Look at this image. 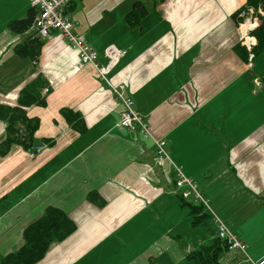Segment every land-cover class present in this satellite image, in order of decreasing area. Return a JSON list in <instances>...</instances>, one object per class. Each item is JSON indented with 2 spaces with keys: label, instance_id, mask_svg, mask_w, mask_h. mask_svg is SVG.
Instances as JSON below:
<instances>
[{
  "label": "crops",
  "instance_id": "0c3cea01",
  "mask_svg": "<svg viewBox=\"0 0 264 264\" xmlns=\"http://www.w3.org/2000/svg\"><path fill=\"white\" fill-rule=\"evenodd\" d=\"M137 1L147 12L132 27L126 15ZM246 1L72 0L66 14L73 31L86 33L99 64L108 63L110 46L122 53L106 80L93 64L78 66L79 51L58 31L41 38L37 59L17 55L16 45L37 32L15 34L9 23L32 5L0 0V103L17 104L39 75L48 83L45 103L26 108L39 122L32 146L15 143L0 154V261L24 244L26 226L55 206L76 229L35 264H184L212 236L192 223L178 194L204 204L247 245L248 253L229 247L220 264L264 256L263 237L251 239L258 248L249 253V235L236 226L240 210L264 196V50L242 56L234 18ZM120 83L150 136L117 125L124 104L111 88ZM64 108L81 114L83 130ZM6 128L0 118V142ZM158 140L166 141L162 156ZM178 169L194 188L175 186ZM263 210L260 203L259 227ZM108 239L116 244L101 248ZM119 251L126 254L113 261Z\"/></svg>",
  "mask_w": 264,
  "mask_h": 264
},
{
  "label": "trees",
  "instance_id": "16d2710c",
  "mask_svg": "<svg viewBox=\"0 0 264 264\" xmlns=\"http://www.w3.org/2000/svg\"><path fill=\"white\" fill-rule=\"evenodd\" d=\"M68 4L64 6L65 13ZM250 7H254L256 10L258 7L264 9V0H247L246 4L234 14V18L238 19L239 15ZM146 12L147 8L142 1L135 2L133 9L126 15L127 22L132 27L139 26L141 16ZM35 15L36 10L32 7L26 17L11 20L9 23L11 32L15 34L25 33L33 26ZM259 16L260 24L252 31L259 39L257 46L252 50L254 54L264 50V15ZM43 46L44 42L41 36L36 33L17 44L15 52L22 57L37 59ZM238 48L242 51V56L247 58L249 54L246 49L239 45ZM47 85V80L39 75L28 82L21 90L17 104L0 103V118L7 124L6 136L0 142L1 155L7 154L15 143L28 148L32 146L39 122L36 117L28 115L26 108L45 103L41 92ZM62 112L67 121L73 123L76 129L83 130L85 128L83 117L79 112L70 108H64ZM177 179L176 173L175 186ZM178 200L180 205L190 206L192 223L203 225L212 236L208 243L201 244L198 249L190 252L188 257L195 260L196 264H220L219 257L221 253L228 250L230 246L227 240L218 235L219 228L216 217L205 208L204 204L191 202L184 194H178ZM258 201L263 204L264 196L258 197ZM103 204L104 201H99V205ZM75 229L74 220L65 211L55 206H49L44 216L30 223L24 229V244L17 250L3 256L0 264H35L45 256L51 243L64 239Z\"/></svg>",
  "mask_w": 264,
  "mask_h": 264
},
{
  "label": "built area",
  "instance_id": "2783aa9c",
  "mask_svg": "<svg viewBox=\"0 0 264 264\" xmlns=\"http://www.w3.org/2000/svg\"><path fill=\"white\" fill-rule=\"evenodd\" d=\"M70 1L71 0H30L32 7L36 10L32 27L36 29V32L39 36H41V38H51L53 33L58 31L62 40L68 42L73 48L79 51L80 57L78 66L83 67L85 64L91 63L98 70L99 76L107 80L108 73L120 60L122 53L116 47L110 46L106 51L108 63L106 65L99 64V53L86 41V33H76L73 31V23L64 11V6ZM248 10H252L253 15L245 24H248L249 27L252 25L254 26L252 29H246L244 32L239 31V35L241 38L244 37L248 39L251 37L254 41H250V43L255 46L256 36L252 33V31L256 28L257 24L259 25L257 19H260L259 15H264V9L262 7H258L256 10L254 7H250ZM248 43L244 41V44H246L247 48L250 49L252 45ZM250 55L253 56L254 53L251 52ZM254 81L257 87L261 85V80L259 78H255ZM111 89L118 99H120L124 104V109L121 112L120 119L117 123L119 128H139L146 137L150 136L149 125L144 122L143 116L134 108L133 99L124 94L126 84L120 83L119 85L112 86ZM44 90L47 91L48 89L44 88ZM165 144V140L157 141L158 153L161 156L166 154ZM43 147H45V145H39L37 148ZM176 173L178 176L176 185L181 187L185 184H189L192 188L195 187L191 179L186 177L180 169H178ZM216 222L219 224V217H216ZM218 228L219 237L227 240L230 248L240 249L246 253L247 245L236 236L232 235L233 233H231L232 231L227 225L220 223ZM248 264H264V256L256 260L249 258Z\"/></svg>",
  "mask_w": 264,
  "mask_h": 264
},
{
  "label": "rangeland",
  "instance_id": "374dc122",
  "mask_svg": "<svg viewBox=\"0 0 264 264\" xmlns=\"http://www.w3.org/2000/svg\"><path fill=\"white\" fill-rule=\"evenodd\" d=\"M253 15V11L252 10H246L245 12H243L242 14L239 15L238 17V25H237V29L240 28L238 30V44L239 46H242L246 49L247 53L250 54L251 52H253L252 50L257 46L258 42H259V39L256 37V44L255 46L252 45V43H250V41L252 40L253 42V39L250 37V38H241L240 35H239V31L241 32H244L246 29H250L249 28V25L246 27V28H243L245 23L248 21V19H250ZM253 19V18H252ZM259 24H260V19H257ZM244 24V25H243ZM243 25V27H242ZM258 24L256 25V28H257ZM253 27H251L252 29ZM255 29V28H254ZM251 31V30H250ZM250 34V32H249ZM252 36V35H251ZM244 41H246L248 44L252 45L250 49L247 48V45L244 44ZM144 118V122L147 123V120ZM148 124V123H147ZM34 149H37V146H33ZM193 183V181H192ZM191 199L196 201V202H199L196 198L193 197V195H190ZM257 202L255 203V207L253 209H250L251 208V205H245L244 208H242L240 210V212L238 213V224H236L237 228L240 229V232H245L246 235H249V237L246 239L247 242H248V245H249V253H253L254 250H257L258 248V245H254L253 243H251V239H257V237L259 236H262L263 239H264V225L262 226H258L257 223L255 222V220L257 219V217L259 216V211H260V203L258 200H256ZM262 204V203H261ZM223 211V209H220ZM260 214H262V222H264V210L263 212H260ZM220 219V218H219ZM245 221V222H244ZM250 221V222H248ZM253 221V222H252ZM223 221L220 219V223H222ZM249 223L248 225H245V223ZM261 222V221H260ZM261 222V224H262ZM218 224V226H219ZM224 224V222L222 223ZM235 226V225H234ZM262 227V228H261ZM231 229V228H230ZM232 231V230H231ZM233 233L232 235L236 236V233L235 232H231ZM241 236V235H240ZM238 238V237H237ZM239 239V238H238ZM242 241V240H241ZM115 245L116 244V241L114 243H112V240L111 239H108L106 242H104L101 246V248L103 249H107L110 245ZM126 248L128 249V251L130 252V248H131V245H127ZM124 249V248H123ZM236 249V248H235ZM175 250H177V248H175ZM120 253V251L118 252ZM244 255L245 253L242 252ZM246 253H248L246 251ZM126 254L125 251H123L122 253H120V257H117L116 255L112 258L113 261H119L121 259H123L124 255ZM249 255V254H248ZM247 256V254H246ZM250 256V255H249ZM251 257V256H250ZM257 257V256H256ZM247 259H248V256H247ZM258 259V258H257ZM255 260V259H254ZM192 262L193 264H196L195 263V260L193 259H187L184 264H187V262ZM127 264H138L136 262V260H130Z\"/></svg>",
  "mask_w": 264,
  "mask_h": 264
},
{
  "label": "bare ground",
  "instance_id": "6f19581e",
  "mask_svg": "<svg viewBox=\"0 0 264 264\" xmlns=\"http://www.w3.org/2000/svg\"><path fill=\"white\" fill-rule=\"evenodd\" d=\"M244 25V24H243ZM243 25H242V27H243ZM248 25L247 24H245L244 25V27L243 28H246ZM254 25H252L251 27H253ZM251 27H249V28H251ZM249 37V36H248ZM252 41V40H251ZM254 41V40H253Z\"/></svg>",
  "mask_w": 264,
  "mask_h": 264
}]
</instances>
